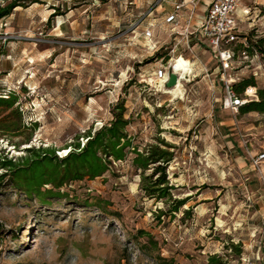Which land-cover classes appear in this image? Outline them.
<instances>
[{
	"label": "rangeland",
	"instance_id": "1",
	"mask_svg": "<svg viewBox=\"0 0 264 264\" xmlns=\"http://www.w3.org/2000/svg\"><path fill=\"white\" fill-rule=\"evenodd\" d=\"M251 9L239 31L249 58L238 44L231 74L252 77L256 97L247 98L258 100L264 0ZM160 16L155 0H41L0 19V96L18 95L25 126L0 138V153L17 158L43 146L63 156L123 100L134 145H174L167 177L174 197H189L179 212L159 215L168 204L141 190L132 154L99 177L64 185L70 196L45 205L6 182L0 264H158V253L171 264H264V161L258 168L251 159L264 151V113L224 109L216 62L196 47H178L195 61L194 79L180 86L181 97L165 92L157 74L174 41ZM149 23L156 46L143 35ZM9 112L0 107V117Z\"/></svg>",
	"mask_w": 264,
	"mask_h": 264
},
{
	"label": "trees",
	"instance_id": "2",
	"mask_svg": "<svg viewBox=\"0 0 264 264\" xmlns=\"http://www.w3.org/2000/svg\"><path fill=\"white\" fill-rule=\"evenodd\" d=\"M0 5V19L10 15L16 7H26L41 0H5ZM152 60V59H150ZM255 84L252 77L243 78L233 83L237 94L242 95L245 89ZM18 95L10 92L6 97L0 96V107L10 110L0 117V138L9 134H19L24 123L21 111L14 107ZM240 112L258 111L264 113V88L258 89V100H249L239 107ZM126 106L119 100L111 109L112 118L108 123L102 124L93 132L86 133V141L73 143V149H68L63 156L57 155L52 147H27L26 155L21 157H8L5 149L0 153V186L9 182L30 198L34 197L42 204H49L53 198H68L70 195L62 191V187L73 181H81L85 177L94 179L103 175L112 166L113 161H123L132 154L131 165L139 172L141 177L140 188L149 198L162 200L168 204L166 211L160 210L159 215L175 214L186 205L189 197H174L173 185L167 177V165L174 159V145L157 138L156 143L148 144L141 150L132 143L127 132L130 119L126 118ZM10 115L16 117L15 122H8ZM35 128V124L32 125ZM29 141V139H28ZM17 146V144H13ZM150 170V171H149ZM86 199L85 203L88 204ZM95 205L103 208L98 201ZM192 207L183 210V215H191ZM0 223V228H1ZM147 244L141 246L146 254ZM158 264H171V260L160 255H151ZM212 264L217 259L211 257Z\"/></svg>",
	"mask_w": 264,
	"mask_h": 264
},
{
	"label": "built area",
	"instance_id": "3",
	"mask_svg": "<svg viewBox=\"0 0 264 264\" xmlns=\"http://www.w3.org/2000/svg\"><path fill=\"white\" fill-rule=\"evenodd\" d=\"M167 0H155V5H162ZM201 0H176L172 4V10L168 12L163 23L168 25L170 36L173 37V46L170 49V60L166 65L162 64L158 70V78L160 86L165 88V82L168 79L169 73L177 74V83L180 82L181 87L183 82H191L195 74V61L189 56L178 52L179 45L185 46L188 49L198 48L204 52H209L211 58L216 62L218 75L220 80V90L224 91L222 106L224 109L238 111L239 107L249 99L247 96L256 97V87L248 86L245 89L246 98L236 93L233 83L238 77L231 74L236 61L235 47L242 44L240 50L244 59L249 58L248 45L246 37L243 40L239 38L240 25L244 19H249L252 13L251 4L256 0H210L207 8L201 16H197L196 9ZM150 23L144 30L143 35L146 40L153 42L155 35L153 27ZM179 58H183L190 62L192 72L188 79L180 76V71H174L173 67ZM252 87L253 93L249 92ZM252 165L258 168L264 161V151H259L251 156Z\"/></svg>",
	"mask_w": 264,
	"mask_h": 264
},
{
	"label": "bare ground",
	"instance_id": "4",
	"mask_svg": "<svg viewBox=\"0 0 264 264\" xmlns=\"http://www.w3.org/2000/svg\"><path fill=\"white\" fill-rule=\"evenodd\" d=\"M174 71H180V76L181 77H189L190 73L192 72V66L190 64V62L186 61L183 58H179L177 60V62H175L174 67H173ZM181 84L180 82H178L174 87L171 88H163V90L167 93H172L178 96L179 93H182V89L180 88ZM249 90H252V87L249 88ZM180 96V95H179ZM178 96V97H179ZM181 97V96H180Z\"/></svg>",
	"mask_w": 264,
	"mask_h": 264
},
{
	"label": "crops",
	"instance_id": "5",
	"mask_svg": "<svg viewBox=\"0 0 264 264\" xmlns=\"http://www.w3.org/2000/svg\"><path fill=\"white\" fill-rule=\"evenodd\" d=\"M174 1H176V0H167L166 1L167 2L166 6H163V5H159L158 6L159 11L161 12L160 20H163L165 15L172 10V4H173ZM209 2H210V0H201L199 2L198 6H197V9H196L197 16H201L204 13V11L207 8Z\"/></svg>",
	"mask_w": 264,
	"mask_h": 264
},
{
	"label": "water",
	"instance_id": "6",
	"mask_svg": "<svg viewBox=\"0 0 264 264\" xmlns=\"http://www.w3.org/2000/svg\"><path fill=\"white\" fill-rule=\"evenodd\" d=\"M177 74L174 72L169 73L168 79L165 82V88H171L174 87L177 84ZM184 79H188V77H184Z\"/></svg>",
	"mask_w": 264,
	"mask_h": 264
}]
</instances>
